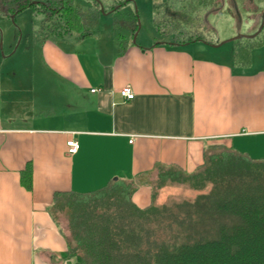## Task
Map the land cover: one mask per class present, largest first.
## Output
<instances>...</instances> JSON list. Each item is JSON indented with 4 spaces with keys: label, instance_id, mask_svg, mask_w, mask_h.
Instances as JSON below:
<instances>
[{
    "label": "crops",
    "instance_id": "0c3cea01",
    "mask_svg": "<svg viewBox=\"0 0 264 264\" xmlns=\"http://www.w3.org/2000/svg\"><path fill=\"white\" fill-rule=\"evenodd\" d=\"M93 2L94 30L47 27L45 12L26 8L32 22L39 14V25L20 29L15 45L9 33L1 47L0 264H73L63 256L68 236L56 216L68 211L71 194L129 183V200L142 209L152 203L158 172H192L206 150L264 161L263 50L242 60V43L182 35L173 26L156 40L152 28L223 9L236 14L235 0H125L136 10L111 29L100 17L121 3L101 10ZM244 3L257 25V3ZM11 4L0 0V18L14 20L20 11L9 12ZM138 6L151 22L144 30ZM125 85L130 99L118 93ZM68 139L77 143L74 153Z\"/></svg>",
    "mask_w": 264,
    "mask_h": 264
},
{
    "label": "trees",
    "instance_id": "16d2710c",
    "mask_svg": "<svg viewBox=\"0 0 264 264\" xmlns=\"http://www.w3.org/2000/svg\"><path fill=\"white\" fill-rule=\"evenodd\" d=\"M11 2L12 14L29 8L45 12L47 27L83 29L73 0ZM178 180L198 190L209 184V190L142 209L130 202L129 183L69 195L63 256L74 257L73 264H264V161L226 148L206 150L194 171L166 168L156 176L157 183Z\"/></svg>",
    "mask_w": 264,
    "mask_h": 264
},
{
    "label": "rangeland",
    "instance_id": "374dc122",
    "mask_svg": "<svg viewBox=\"0 0 264 264\" xmlns=\"http://www.w3.org/2000/svg\"><path fill=\"white\" fill-rule=\"evenodd\" d=\"M101 3L100 9L106 10L109 8V4L112 3L114 7L119 4L120 0H97ZM125 1V0H124ZM123 1V2H124ZM255 3H257V8L259 9L260 17L262 20L263 13H264V0H254ZM74 2L79 6L80 8V24L87 27L89 30H92L93 28H96L97 21L92 19L95 8V2L92 0H74ZM161 2V0H160ZM245 0H235L236 7L238 10V13L236 14H229L228 11L225 9L221 10L220 12H217L215 14H207L204 15V19L201 20H180V21H173V22H162V21H156L155 24L152 25V28L159 29L157 30L158 33L155 36L156 40L164 39L165 37H162L164 30L167 28H171V26L174 27V30L177 33H182L184 35L186 32L193 33L192 31H198L200 35H202L206 39H210L211 41L219 40L220 43L224 42V44H233V43H242L245 45V51H240L238 53L237 58L242 60H247L251 55V53H254L255 50L262 49L264 54V24L263 28L260 29V22L253 26L252 22L248 18L249 15L245 12V9H247V5L244 3ZM128 3V2H127ZM162 4V2L160 3ZM228 6L227 8H229ZM132 9L134 12L136 10V7H134L133 4H122L118 8V12H116L114 15H111L110 17H104L102 16L101 24L102 27L105 26L107 28H112L111 24L119 27V21L123 18L128 10ZM138 10L140 11L137 15L138 19L136 21L137 24L141 25V29L144 30L145 27L151 23L146 20H141L143 18L140 10V6H138ZM24 12V13H23ZM20 11L15 16L14 20L8 19V18H0V57L2 56V50L6 51L5 44L6 41L10 38L8 37L9 33L13 36V41H11V44L15 45L18 41L19 31L20 29L24 30V27L31 28L36 27L39 25V20L36 19L39 14H36L34 17V21L32 22V15L30 10L27 11ZM91 12V14H89ZM41 16V15H40ZM188 18H191V16H188ZM248 18V19H247ZM116 21H115V20ZM115 21V23H114ZM133 22V20H131ZM264 23V22H263ZM96 25V26H95ZM83 26V28H84ZM110 26V27H109ZM113 26V27H114ZM110 28V29H111ZM94 30V29H93ZM259 30V31H258ZM11 31V32H10ZM156 31V32H157ZM162 31V32H161ZM255 34V35H253ZM253 35V37H246ZM239 36V37H238ZM232 38V39H231ZM153 39V38H152ZM167 39V38H165ZM256 40V47L249 46V40ZM248 40V41H247ZM261 40V41H259ZM185 173L180 174V178L184 179ZM153 186H154V196L151 205H155L157 207H160L162 205H170L173 202H179L182 200H192L197 194L200 193H206L209 190V184H205L204 188L198 190L193 189L190 186L189 181L185 180H178V181H163L160 183H157L156 180H153ZM67 215L68 212L63 211L57 212L56 216L59 220L60 225L62 226V229L64 233L69 237V229L67 225Z\"/></svg>",
    "mask_w": 264,
    "mask_h": 264
},
{
    "label": "built area",
    "instance_id": "2783aa9c",
    "mask_svg": "<svg viewBox=\"0 0 264 264\" xmlns=\"http://www.w3.org/2000/svg\"><path fill=\"white\" fill-rule=\"evenodd\" d=\"M95 90L96 89H90V91L92 92ZM118 93L123 99H130L133 96V92L130 90V88L127 85L118 89ZM65 145L68 153H74L77 149V143L73 139L66 140Z\"/></svg>",
    "mask_w": 264,
    "mask_h": 264
},
{
    "label": "water",
    "instance_id": "95a60500",
    "mask_svg": "<svg viewBox=\"0 0 264 264\" xmlns=\"http://www.w3.org/2000/svg\"><path fill=\"white\" fill-rule=\"evenodd\" d=\"M263 22H264V14H263V17H262V20H261V23H260V28L262 27V25H263ZM260 30V29H259ZM258 30V31H259ZM253 35H255V34H253ZM253 35H250V36H246V37H253ZM239 37V36H238ZM232 39V38H231Z\"/></svg>",
    "mask_w": 264,
    "mask_h": 264
}]
</instances>
